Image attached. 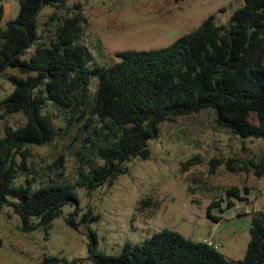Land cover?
I'll use <instances>...</instances> for the list:
<instances>
[{"label":"trees","instance_id":"1","mask_svg":"<svg viewBox=\"0 0 264 264\" xmlns=\"http://www.w3.org/2000/svg\"><path fill=\"white\" fill-rule=\"evenodd\" d=\"M17 3L15 16L0 25V75L7 69L19 75L6 74L13 88L0 98V109L21 113L25 122L15 128L6 125L0 136V207H12L22 231L48 230L64 206L78 204L76 188L91 195L124 175L126 164L133 159H148L149 142L159 137L160 124L170 117L210 109L219 126L241 138L264 142V64L257 56L264 44V0H243L227 23L216 24L214 15H209L167 46L118 51L119 61L108 65L92 63V55L79 43L83 19L78 13L62 16L53 11L43 24L47 27L42 28L53 37L40 40L38 12L47 4L64 7L65 0ZM1 14L0 6V19ZM31 45H36L35 52L21 58ZM48 106L64 116L57 129L74 115L83 116V128L91 136L88 141L102 163L88 160V171L80 170L74 183L50 178L38 185L29 162L30 145L54 139ZM196 161L192 157L183 169ZM223 163L234 171V160L213 157L211 173ZM252 166L257 176L264 175L262 164ZM227 193L243 198L237 188ZM149 203L150 199H142L139 210ZM218 205L212 201L208 214ZM232 205L229 201L227 207ZM75 217L72 213L65 219L75 231L99 219L91 210L79 221ZM89 237L88 259L93 264H264L262 212L252 214L249 241L238 261L227 259L214 246L166 229L139 244L126 242L118 255L97 252L95 235L89 232ZM60 263L69 264L57 257L45 258L40 264Z\"/></svg>","mask_w":264,"mask_h":264},{"label":"rangeland","instance_id":"2","mask_svg":"<svg viewBox=\"0 0 264 264\" xmlns=\"http://www.w3.org/2000/svg\"><path fill=\"white\" fill-rule=\"evenodd\" d=\"M242 3L243 0H65L64 7L44 5L36 19L40 40L48 41L52 32L42 28L47 27L43 24L53 11L62 16L78 13L83 19L79 43L92 55V63L108 65L119 61L115 53L121 50L167 46L197 28L209 15H214L216 24L227 23ZM0 6L3 26L15 16L18 3L1 0ZM36 45H31L21 58H29ZM257 56L264 64V44ZM6 74L19 72L7 69ZM6 74L0 75V98L13 88ZM47 112L54 123V139L29 146V162L37 184H45L50 178L74 183L80 170L88 171V160L102 163L88 141L91 136L83 128V116L74 115L65 127L57 129L64 116L52 106L47 107ZM24 122L21 113L8 114L0 109V136L6 125L15 128ZM159 129V137L149 142L148 159H133L126 164L124 175L91 195L76 188L78 204L64 206L61 216L46 231H22L12 207L1 206L0 264H40L51 257L65 259L69 264H93L88 259L89 232L95 235L97 252L118 255L126 242L139 244L164 229L193 242L208 239L227 259H243L252 214H264V175L257 176L252 166L264 167V142L260 138H241L219 126L210 109L170 117ZM195 156L198 161L183 169V164ZM213 157L234 160V171L223 163L211 173L209 162ZM231 188L239 189L243 198L228 195ZM142 199H150V203L139 210ZM212 201L219 205L208 214ZM229 201L233 202L231 207H227ZM87 210L98 215V221L80 225L77 231L66 225L69 214L75 213L79 221Z\"/></svg>","mask_w":264,"mask_h":264},{"label":"built area","instance_id":"3","mask_svg":"<svg viewBox=\"0 0 264 264\" xmlns=\"http://www.w3.org/2000/svg\"><path fill=\"white\" fill-rule=\"evenodd\" d=\"M203 243L206 244L207 246H214L213 243L210 240H208V239H204Z\"/></svg>","mask_w":264,"mask_h":264}]
</instances>
